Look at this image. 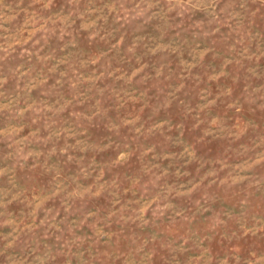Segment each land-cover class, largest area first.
Instances as JSON below:
<instances>
[{"label": "rangeland", "instance_id": "obj_1", "mask_svg": "<svg viewBox=\"0 0 264 264\" xmlns=\"http://www.w3.org/2000/svg\"><path fill=\"white\" fill-rule=\"evenodd\" d=\"M0 264H264V0H0Z\"/></svg>", "mask_w": 264, "mask_h": 264}]
</instances>
